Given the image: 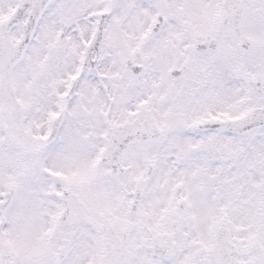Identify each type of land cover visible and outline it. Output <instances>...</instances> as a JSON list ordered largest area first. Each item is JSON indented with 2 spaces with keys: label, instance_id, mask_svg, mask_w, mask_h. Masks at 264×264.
Returning a JSON list of instances; mask_svg holds the SVG:
<instances>
[{
  "label": "snow or ice",
  "instance_id": "6c2138e0",
  "mask_svg": "<svg viewBox=\"0 0 264 264\" xmlns=\"http://www.w3.org/2000/svg\"><path fill=\"white\" fill-rule=\"evenodd\" d=\"M0 264H264V0H0Z\"/></svg>",
  "mask_w": 264,
  "mask_h": 264
}]
</instances>
